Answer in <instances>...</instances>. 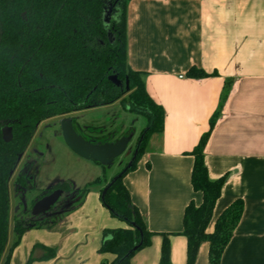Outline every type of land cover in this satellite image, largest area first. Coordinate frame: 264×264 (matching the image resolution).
<instances>
[{"label": "crops", "instance_id": "0c3cea01", "mask_svg": "<svg viewBox=\"0 0 264 264\" xmlns=\"http://www.w3.org/2000/svg\"><path fill=\"white\" fill-rule=\"evenodd\" d=\"M127 40L130 67L144 73L148 93L165 111L163 132L153 135L136 168L123 179L152 233L149 246L130 263L160 264L166 234L172 264H187V238L180 234L183 215L192 200L202 202L191 184L190 152L229 90L205 149L210 178H225L209 231L224 209L242 199L244 214L221 264H264V0H130ZM193 66L213 75L190 78L187 72ZM106 184L100 182L103 186L94 193L103 217L110 211L101 199ZM86 195L53 230L80 226L74 218L89 205ZM110 225H98L101 237L94 250H99L105 229L128 227L119 221ZM87 244L76 245V253ZM59 247L34 243L28 257L41 264L54 256L48 264H58ZM114 258L99 254L98 262ZM75 264L90 263L81 255ZM196 264H209L208 243L201 245Z\"/></svg>", "mask_w": 264, "mask_h": 264}, {"label": "trees", "instance_id": "16d2710c", "mask_svg": "<svg viewBox=\"0 0 264 264\" xmlns=\"http://www.w3.org/2000/svg\"><path fill=\"white\" fill-rule=\"evenodd\" d=\"M129 1L0 0V261L8 236V184L38 124L116 101L144 116L148 128L138 137V154L132 167L112 185L103 201L111 214L128 227L105 229L99 252L115 256L103 264H131L132 256L150 244L152 233L133 204L123 179L136 168L153 135L163 132L165 111L148 93L144 73L133 70L128 63ZM109 34L113 35V42ZM112 75L118 76L122 87L112 83L109 79ZM211 75L195 66L187 72L194 79ZM228 95L229 90L221 95L207 131L190 152L194 157L191 184L195 192L202 194V202L196 204L192 200L183 215L180 234L187 238V264H196L203 243L209 244V264H221L244 214V201L237 199L223 210L209 231L225 178H210L205 149ZM6 126L13 128L9 143L2 135ZM101 180L98 177L92 183ZM18 182L25 185L21 179ZM60 187L69 190L68 183ZM87 191V187L80 191L81 199ZM54 223L44 224L51 227ZM35 226L39 225L15 221L19 238L24 230ZM163 237L160 264H172L168 235ZM7 258L4 264H8L10 256Z\"/></svg>", "mask_w": 264, "mask_h": 264}, {"label": "rangeland", "instance_id": "374dc122", "mask_svg": "<svg viewBox=\"0 0 264 264\" xmlns=\"http://www.w3.org/2000/svg\"><path fill=\"white\" fill-rule=\"evenodd\" d=\"M106 1L109 3L112 0ZM67 117L73 118L74 129L79 135L94 143L108 144L130 135L132 138L122 155L117 157L112 164L103 166L81 158L68 147L61 131V121ZM147 128V120L144 116L124 108L119 101L98 108L52 117L40 122L8 184V236L0 264H4L8 260V256H10L8 264H27L29 261H31L30 264H34L28 257V248L34 243L59 244V254L62 256V260L58 264H75L81 255L85 256L90 264H100L98 258L101 253L97 249L94 250V243L101 237L98 225H101V222L105 225L106 223L110 225L113 221L125 222L112 215L109 210L108 217H103L100 212L98 213L94 199L95 190L103 186L106 181L109 183L127 167L136 151L138 137ZM32 165L33 171L31 175H28V177H32L27 179L28 184L32 186L34 184L38 187L53 186L57 183L67 182L76 190L81 191L85 187L88 188L86 198L89 197V205L74 218L80 223V226L57 227L53 230L56 227L54 225L69 217L73 213L71 212L57 217L51 227L45 224L29 227L19 238L15 229V221L18 218H25L27 213L21 196L16 194L15 180L20 174L26 176V169ZM98 177L102 179L103 185H99V183L87 185V182L94 181ZM105 179L106 181H104ZM35 194L32 193L31 196H35ZM108 218L111 219L110 222L107 220ZM22 221L27 222L28 220ZM87 241V246L83 247L81 252L76 253V245H84ZM53 258L54 256L49 257L47 262L41 264H48Z\"/></svg>", "mask_w": 264, "mask_h": 264}, {"label": "water", "instance_id": "95a60500", "mask_svg": "<svg viewBox=\"0 0 264 264\" xmlns=\"http://www.w3.org/2000/svg\"><path fill=\"white\" fill-rule=\"evenodd\" d=\"M109 39L111 42H113V35L109 34ZM112 83L118 87H122V81L118 79L117 75H112L109 78ZM127 89H129V86L127 84ZM73 118L67 117L64 118L61 121V131L63 135V139L68 145V147L78 156L81 158H84L88 161L97 162L103 166L110 165L114 162V160L122 155L124 151L126 150V147L131 140L132 136H125L121 139H119L116 142L108 143V144H98L94 143L93 141H88L84 139L81 135H79L76 130L74 129L73 125ZM2 135L3 140L6 143L11 142L13 139V128L6 126L2 129ZM138 154V149L136 148V151L127 165V167L118 175H116L103 189L101 193V199L104 201L105 196L108 192V190L112 187V185L123 176L125 172H127L133 165L134 161L136 160ZM64 195V191L57 190L51 193L50 195H46L43 198L35 201L34 205L32 206L30 213L32 216L38 215V214H46L50 212V209L52 206L55 205V203ZM22 204L24 206L25 212L27 213L28 210V203L26 199V190H23V193L21 195ZM71 209L64 210L58 213H50L49 215L45 216V219H50L54 216L63 215L68 212H70ZM41 220H44L41 219ZM133 226H135L133 224ZM139 245L135 247L137 249Z\"/></svg>", "mask_w": 264, "mask_h": 264}, {"label": "flooded vegetation", "instance_id": "af4514ba", "mask_svg": "<svg viewBox=\"0 0 264 264\" xmlns=\"http://www.w3.org/2000/svg\"><path fill=\"white\" fill-rule=\"evenodd\" d=\"M108 9L111 10L110 7ZM33 168L34 167L32 165V167H29L28 169H26V176H22L20 174L15 180L16 194L18 196H21L23 193V190H26V199H27V203H28L27 216H25V218H18L17 220H19V219L28 220L26 222V224H28V225H31V224L32 225L33 224L34 225H40V224H44L45 222L52 223L53 221H55V219H57V217H59L61 215L54 216L50 219H45L46 218L45 216L49 215L50 213H58V212H61L64 210L72 209L79 201H81L80 190L74 189L69 183H68L69 190L64 189L63 187H60V185L62 183H67V182L57 183L56 185L46 187V188H40L36 192L35 196H31L32 193L34 192V190L38 189V186H36V184H34V186H32V185L28 184V181H27V179H30V177H32V176L28 177V175H31ZM35 171H36V169H35ZM19 179H21L25 185L20 186V184L18 182ZM57 190L64 191V195L55 203L54 206H52V208L50 209V212H48L46 214L41 213V214L32 216L30 213V210H31L32 206L34 205L35 201L43 198L46 195H50L51 193H53L54 191H57ZM29 191H30V193H29ZM43 218H44V220H41Z\"/></svg>", "mask_w": 264, "mask_h": 264}]
</instances>
